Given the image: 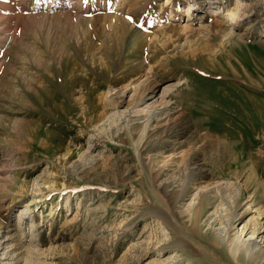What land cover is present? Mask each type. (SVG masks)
<instances>
[{"label": "rangeland", "instance_id": "rangeland-1", "mask_svg": "<svg viewBox=\"0 0 264 264\" xmlns=\"http://www.w3.org/2000/svg\"><path fill=\"white\" fill-rule=\"evenodd\" d=\"M231 182L264 208V0H0V251L21 231L37 264H134L186 189L192 260L241 264L189 220Z\"/></svg>", "mask_w": 264, "mask_h": 264}, {"label": "bare ground", "instance_id": "bare-ground-1", "mask_svg": "<svg viewBox=\"0 0 264 264\" xmlns=\"http://www.w3.org/2000/svg\"><path fill=\"white\" fill-rule=\"evenodd\" d=\"M201 174V171H189V177L191 178H201L203 176ZM155 177L156 174L152 173L153 180ZM185 190L179 193L173 191L167 197L158 198L161 205L150 211L153 221L156 222L153 226L155 230L154 237L157 240L152 241V243L149 242L148 246L141 248L142 252L139 253V256L134 257V264L141 256L153 253L158 258L147 264H196L191 256L196 254L198 250L192 242L178 232L174 221L176 218L174 209L182 198L181 196L184 195ZM205 193H212L215 200L219 201L220 206L222 204L224 206H216L214 211L205 215L204 219L201 217L202 212L199 211L201 209L196 210L193 217H189L195 228H199L203 223L201 221H204L203 224L209 232L213 233L216 243L223 245L229 255L241 264H264V208L257 207L251 195L242 198L240 185L235 182H231L223 191L213 192L210 189L206 190ZM253 210L255 213L251 214ZM160 230L169 231L171 236L168 239L169 247L182 250L187 255L186 258H183L181 253L170 252L169 247L162 243V245L159 244V241L163 240L159 233ZM9 238L11 240L8 246L11 249L6 251V245L1 247L0 264L14 261L18 257L17 251L20 248L25 249V254L23 253L24 255L20 256L25 264L27 262L37 264V260L40 259L43 251L37 246L34 239L23 236L21 231L18 235L9 236ZM157 243L158 247L153 248ZM135 258H137L136 261Z\"/></svg>", "mask_w": 264, "mask_h": 264}]
</instances>
